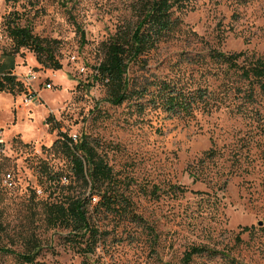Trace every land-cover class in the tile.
I'll use <instances>...</instances> for the list:
<instances>
[{
  "label": "rangeland",
  "instance_id": "obj_1",
  "mask_svg": "<svg viewBox=\"0 0 264 264\" xmlns=\"http://www.w3.org/2000/svg\"><path fill=\"white\" fill-rule=\"evenodd\" d=\"M182 3L179 29L130 64L132 86L145 97L113 104L94 70L112 37L136 21L133 0H0V61L13 55L15 72L36 70L53 84L31 103L23 91L0 92L7 140L0 152V247L13 251L1 253L0 264H32L18 256L29 252L45 264H181L193 246L214 252L190 264H264V94L256 89L248 102L250 86L239 71L205 58L211 47L264 55V0ZM14 17L52 43L61 69L15 49L8 32ZM175 75L193 90L212 78L217 106L191 115L154 106L155 82ZM59 129L95 140L121 182H129L122 188L135 216L100 210L94 223L101 234L90 253L46 221V204L67 201L80 185H69V177L58 185L43 171L68 174V158L53 146ZM5 172L14 176L12 187ZM98 201L95 195L90 208Z\"/></svg>",
  "mask_w": 264,
  "mask_h": 264
},
{
  "label": "trees",
  "instance_id": "obj_2",
  "mask_svg": "<svg viewBox=\"0 0 264 264\" xmlns=\"http://www.w3.org/2000/svg\"><path fill=\"white\" fill-rule=\"evenodd\" d=\"M182 1L187 0H133L136 21L131 27L119 31L112 37L107 43L104 59L95 66L94 70L93 78L106 86L108 99L113 104H122L130 99L145 97V89L141 90L132 86L128 74L130 64L138 62L144 54L156 48L160 42L179 29L182 19L175 14V11L176 8L185 5ZM8 32L17 51L28 48L35 53L39 63L55 70L62 68L52 43L34 34L30 25L21 24L18 17L9 18ZM82 35L84 36V32ZM207 57L213 62L239 71L240 77L250 86L246 92L248 100L245 98L248 102L254 101L256 89L264 94V55H257L248 50L227 52L211 47L205 55V58ZM15 67L13 55L7 56L3 62L0 61V92L25 91L24 84L14 71ZM209 73L216 75L215 72ZM211 81L214 82L212 78L206 77L205 84L193 90L184 80L183 75L162 78L155 82L157 90L152 93L150 100L153 101L154 106H161L172 114L191 115L199 108L212 111L217 106L218 97H214V90L210 88ZM237 89L242 90V88ZM58 136L53 146L68 158L69 176L64 170L52 174L46 166L43 171L58 185L68 177L69 185L74 182H79L80 185L74 189L67 201L46 204V221L51 227L65 230L70 240L79 242L81 251L90 253L96 247L101 234L94 223V218L100 210L105 213L119 212L135 216L129 209V197L122 188L123 184L124 188H128L129 182L126 180L121 182L108 162L107 154L88 135L73 137L59 129ZM89 187L90 190H88ZM172 188L180 193L186 191V188L180 185H173ZM95 195L99 196V201L91 209L90 202ZM138 220L143 218L138 217ZM249 229V226L243 227V231ZM82 242L85 246H82ZM7 252L13 251L0 247V254ZM204 252L213 253L214 251L206 246L191 247L185 252L181 264H190L194 256ZM219 253L227 256L224 252ZM18 256L32 264H45L36 261V254L32 252L18 253Z\"/></svg>",
  "mask_w": 264,
  "mask_h": 264
},
{
  "label": "built area",
  "instance_id": "obj_3",
  "mask_svg": "<svg viewBox=\"0 0 264 264\" xmlns=\"http://www.w3.org/2000/svg\"><path fill=\"white\" fill-rule=\"evenodd\" d=\"M16 75L18 76V79L24 84V98L28 103L33 102L36 98H41V88H53L52 82L42 79L41 73L39 71L29 70L19 74L16 73ZM3 133V128L0 127V152L5 151V146L7 143ZM3 177L7 186L12 187L14 185V176L11 172H5Z\"/></svg>",
  "mask_w": 264,
  "mask_h": 264
},
{
  "label": "crops",
  "instance_id": "obj_4",
  "mask_svg": "<svg viewBox=\"0 0 264 264\" xmlns=\"http://www.w3.org/2000/svg\"><path fill=\"white\" fill-rule=\"evenodd\" d=\"M17 74H19V72H16Z\"/></svg>",
  "mask_w": 264,
  "mask_h": 264
}]
</instances>
